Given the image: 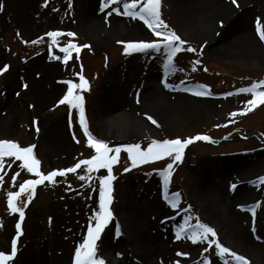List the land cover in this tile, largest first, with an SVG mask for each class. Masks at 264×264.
<instances>
[{"label":"rangeland","instance_id":"1","mask_svg":"<svg viewBox=\"0 0 264 264\" xmlns=\"http://www.w3.org/2000/svg\"><path fill=\"white\" fill-rule=\"evenodd\" d=\"M123 2L101 10V0H0V69L8 66L0 71V140L22 147L35 143L45 175L95 155L79 124V109L59 103L67 93L65 82L79 84L83 75L88 88L74 91L84 98L89 132L109 143L110 155H118L110 203L115 220L97 241L105 264H237L208 241L193 243L191 230L177 239L185 221L192 230L197 223L212 227L214 239L248 264H264V184L258 179L264 177V105L239 114L252 98L239 89L264 80V40L256 31L258 20L264 27V0H214V8L207 0H160L167 30L184 41L172 68L165 67L163 48L125 54L127 43L157 38L144 21L122 14ZM52 31L62 34L55 44L47 35ZM68 43L80 50L73 49L65 63L61 48ZM147 86L153 94L146 95ZM117 111L129 118V129L119 138L105 126V118ZM133 120L160 140L197 134L215 143L192 142L175 163L165 157L133 167L119 143L146 150L152 142L141 139ZM22 163L0 159V251L6 254L19 221V213L8 207L7 193L38 179ZM169 163L173 168L165 185ZM106 173H88L82 166L22 193L18 207L26 205L29 194L32 199L9 264H74L75 249L87 238L88 227H94L99 178ZM152 203L160 206L151 209ZM250 206H256L255 215Z\"/></svg>","mask_w":264,"mask_h":264},{"label":"snow or ice","instance_id":"2","mask_svg":"<svg viewBox=\"0 0 264 264\" xmlns=\"http://www.w3.org/2000/svg\"><path fill=\"white\" fill-rule=\"evenodd\" d=\"M121 0H101V10L108 9L110 4H119ZM232 3L235 4L236 0H232ZM160 0H125L123 2V12L125 16L132 18H139L144 21L149 29L152 30L157 39L147 42H129L126 44L124 51L125 54L146 52L147 50H155L159 52L161 48L167 50L166 68L174 67L173 58L178 52L182 50V45L184 41L180 39L174 32L167 30V25L164 24L163 20L160 18ZM113 12H120L118 8H112ZM256 31L259 34L261 40H264V27L261 26L259 20L257 21ZM47 35L52 38L53 44L57 43L56 38L62 35L58 31L48 32ZM74 33H67V36H73ZM87 47V45H85ZM75 49L79 52V46L74 43H68L67 46L62 47L61 51L65 54L64 61L67 63L68 59L71 57L72 50ZM187 51L194 52L195 49L188 48ZM7 65L3 66L0 71H6ZM80 83L75 84L72 81H66L68 85L67 93L59 101V103H67L73 109H79V124L83 128L84 135L88 138V144L91 148L95 150V155H92L90 159H82L75 164L74 167L68 168L66 170H53L47 175L43 174L40 171V161L33 155V146L22 147L16 142L9 140H0V159L4 157L15 158L17 161H22L21 167L26 169L29 173H35V176L39 179L26 180L19 185V191H9L7 193V204L10 210L13 213H19V219L23 221L24 219V210L22 207L17 206V198L21 196L22 193H31L34 192L38 184H44L45 181L55 182L54 178L57 176H64L66 172H76L77 169H81L82 165L87 166L88 173L92 171L107 170V175H104L99 178V211L95 217L94 227L90 226L87 230V238L83 240V243L80 244L75 249V261L74 264H105V259L101 258L97 254V241L99 240L102 231L105 226L109 224L112 220L113 213L110 211L109 205L111 203L112 197V181L115 179V176L112 174V166L117 161L118 155H110L113 151L108 144L93 138L89 132L87 123L85 121V108H84V98L82 95L75 94L76 89H86L88 88V82L85 80L83 75L79 77ZM167 86V85H166ZM261 86H264V80L259 83H253L250 87L241 88L239 92L244 93L248 92L252 94V98L247 100L246 108L244 111L240 112V115L247 114V112L252 111L258 106L264 105V90H260ZM27 87V85H25ZM196 95H206V91H196ZM233 117L237 113L231 114ZM153 124L157 122L151 117H148ZM210 137L206 135H197L193 138H188L181 140L176 139H163L162 141L153 140L147 147L146 150H141L139 144H130L125 147L126 152L129 155L131 164L133 167H136L140 164L147 163L149 161L161 160L165 157H173V163L182 160L183 152L186 146L193 142V140H209ZM121 151L120 148L115 149V153L119 154ZM173 163L167 165L168 172L164 174V183L165 185L169 182V175L171 169L173 168ZM130 169L125 168V171ZM19 175V174H17ZM2 179V178H0ZM14 179V178H13ZM79 179H91V176H80ZM261 184H264V177L258 178ZM174 197H178V193L173 194ZM32 199L31 194L28 196V200ZM176 200L172 201V207H176ZM256 206H250L249 210L255 215ZM17 230V235L20 234L19 230L21 224L17 223L15 225ZM191 230V234L188 238L193 242L208 241L209 244L214 245L215 249L218 250L220 256H231L237 264H248L247 260L243 255H238L235 251H230L226 246H223L221 242L217 239H214L217 236V232L214 229L206 224L197 223L195 230H192V225L188 224L185 221V225L181 226L180 231L176 233L177 239L180 238L181 233ZM207 251V249H205ZM17 254V240L12 239L11 241V252L6 254L4 251H0V264H9L10 261H13V258ZM181 255V253H177ZM204 264H208L207 261ZM227 264V262H226Z\"/></svg>","mask_w":264,"mask_h":264},{"label":"bare ground","instance_id":"3","mask_svg":"<svg viewBox=\"0 0 264 264\" xmlns=\"http://www.w3.org/2000/svg\"><path fill=\"white\" fill-rule=\"evenodd\" d=\"M207 5L210 6V7H215V3H214V0H207ZM239 19H240V16H237ZM244 20V19H243ZM136 29V28H135ZM137 30H135V32H137ZM149 86V85H148ZM145 87L147 89H144L146 90V95L149 94V93H154V90L152 89H149V87ZM153 91V92H152ZM128 117V115H127ZM105 126L107 128V132H111L112 129L115 130V137L119 138L121 136V132L122 130H128L129 129V118H126L125 116V113L121 112V111H117L115 112L114 114L110 115V116H107L105 118ZM133 127H134V130H137L139 135L142 136V137H145L146 134H151V132L149 130H146L145 128V124H143V122H141L140 120H133ZM213 190L210 188V194ZM160 205L159 204H156V203H152L151 204V209H158ZM139 240L143 241V239L140 237ZM140 241V242H141ZM144 242V241H143ZM141 244V243H140ZM146 244V242H145ZM147 246V245H146ZM144 247V246H143ZM149 247L147 246L145 249L146 253L149 255H151V249L149 250L148 249Z\"/></svg>","mask_w":264,"mask_h":264},{"label":"flooded vegetation","instance_id":"4","mask_svg":"<svg viewBox=\"0 0 264 264\" xmlns=\"http://www.w3.org/2000/svg\"><path fill=\"white\" fill-rule=\"evenodd\" d=\"M146 136H149V134H146ZM141 139H142V140H150V139H153V138H150V137H148V138H146V137H141ZM36 149H37V147H36V145H35V148H34L35 153H37V152H36Z\"/></svg>","mask_w":264,"mask_h":264},{"label":"water","instance_id":"5","mask_svg":"<svg viewBox=\"0 0 264 264\" xmlns=\"http://www.w3.org/2000/svg\"><path fill=\"white\" fill-rule=\"evenodd\" d=\"M209 141H212V140L209 139ZM214 143H215V142H214ZM121 145H122V146H125V147L127 146L126 143H121Z\"/></svg>","mask_w":264,"mask_h":264}]
</instances>
